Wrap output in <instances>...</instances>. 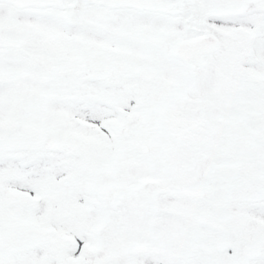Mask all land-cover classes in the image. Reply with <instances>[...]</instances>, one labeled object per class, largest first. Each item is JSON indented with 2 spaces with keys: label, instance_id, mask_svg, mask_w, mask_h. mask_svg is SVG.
I'll use <instances>...</instances> for the list:
<instances>
[{
  "label": "snow or ice",
  "instance_id": "1",
  "mask_svg": "<svg viewBox=\"0 0 264 264\" xmlns=\"http://www.w3.org/2000/svg\"><path fill=\"white\" fill-rule=\"evenodd\" d=\"M0 264H264V0H0Z\"/></svg>",
  "mask_w": 264,
  "mask_h": 264
}]
</instances>
